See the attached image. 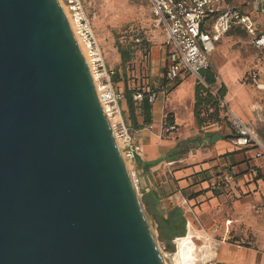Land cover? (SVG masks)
Segmentation results:
<instances>
[{"label":"water","instance_id":"water-1","mask_svg":"<svg viewBox=\"0 0 264 264\" xmlns=\"http://www.w3.org/2000/svg\"><path fill=\"white\" fill-rule=\"evenodd\" d=\"M0 264H165L59 0H0Z\"/></svg>","mask_w":264,"mask_h":264},{"label":"rangeland","instance_id":"rangeland-1","mask_svg":"<svg viewBox=\"0 0 264 264\" xmlns=\"http://www.w3.org/2000/svg\"><path fill=\"white\" fill-rule=\"evenodd\" d=\"M82 1L111 78L116 76L119 80L116 84L112 81L115 91H123L126 86L130 90L150 91L156 95L159 84L150 56L153 48L163 46L164 34L154 21L148 0ZM136 39L139 41L136 42ZM117 44L131 52L127 62H121ZM209 60V68L217 83L218 80L223 81L217 71L225 69V66L238 74V87L247 101L236 115L252 129L257 139L264 142V49H257L250 37L244 34L231 33L218 42ZM255 75L257 78L253 81ZM219 86L213 90L220 89ZM222 110L221 117H226L225 110ZM221 125L230 129L227 117ZM232 149L233 155H238L235 158L237 170L234 171V182L225 183L220 174L212 171L195 184L200 190L197 194L189 187L182 192L185 199L203 195L192 205H183L185 219L190 221L196 264H226L218 258L224 245L246 252H264V158L256 157L258 148L251 145L246 150L250 152L247 155L250 166L239 167L245 151L236 145H232ZM127 167L135 172L132 163H127ZM205 181L208 187L203 188L202 182ZM207 191L212 194L207 196ZM138 196L142 199L140 189ZM145 212L153 224L163 261L165 264H176V238L169 242V246L159 242L154 216Z\"/></svg>","mask_w":264,"mask_h":264},{"label":"crops","instance_id":"crops-1","mask_svg":"<svg viewBox=\"0 0 264 264\" xmlns=\"http://www.w3.org/2000/svg\"><path fill=\"white\" fill-rule=\"evenodd\" d=\"M225 5L238 7L244 13L249 10L245 6V0H227ZM255 20L258 25L264 27V17L257 16ZM231 33L244 34L249 37L239 27L231 29L228 34ZM225 36L222 38L224 39ZM218 42H216L215 48ZM166 49V44L163 42V46L153 48L151 52L150 61L159 84V92L153 103H149L147 100L149 105L147 111L141 109L143 100H135L136 92L133 94L132 100L127 101L124 90L119 91L121 96L119 107L124 122L128 129L132 132L135 131L137 142L142 148L141 156L134 164V174L139 179L142 204L144 208L150 210L152 216L163 215L165 218L172 208L176 207L183 211V205H192L195 200L203 198L202 195L197 198L185 199L182 194L188 187L197 194L200 190L199 186L195 184L198 183V180H203V175L211 174L214 171L222 176L228 169L237 170L235 158L238 156L233 155L234 151L230 140L222 139L223 136L232 134L231 129L222 126L221 123L211 127H198L193 110L195 79L182 76L175 84L165 83L163 68ZM217 73L223 81L219 82L218 80L213 88L218 87L219 84V88L223 86L225 90L223 102L235 112L237 111L236 114L239 113L240 107L245 105L247 97L238 87V74L230 71L226 66L225 69H220ZM129 105L132 106L133 115L129 112ZM168 114L173 117L172 126L175 130L164 133L163 138L159 139L158 135ZM148 117L151 120L150 124L143 125L144 119ZM246 150L247 148H243L245 151L244 160L239 162L241 163L239 167H247V164L250 166V159L247 156L250 152ZM202 184L203 188L208 187L206 181ZM219 190L221 189L219 188ZM205 194L209 196L212 193L207 191ZM185 221L186 236L191 227L190 221L187 219ZM178 239L180 238H176L175 242ZM218 258L226 264H264V252L258 250L246 252L241 249H232L228 245L222 247Z\"/></svg>","mask_w":264,"mask_h":264},{"label":"built area","instance_id":"built-area-1","mask_svg":"<svg viewBox=\"0 0 264 264\" xmlns=\"http://www.w3.org/2000/svg\"><path fill=\"white\" fill-rule=\"evenodd\" d=\"M226 1L148 0L154 21L157 27L162 29L164 44L167 47L163 68V78L167 84H175L182 76L203 82L200 73L209 67V55L215 50L216 42L235 27L242 28L257 49H264V27L258 25L255 20L257 16L264 17V0H245V6L249 9L247 13L238 7L225 5ZM61 2L68 15L72 28L70 25L69 27L76 43L79 42L84 48L83 56L94 82L96 95L113 129L124 162L134 165L141 156L142 148L137 142L135 131L128 129L124 122L119 107L121 96L114 89L112 74L104 62L101 47L85 12L84 3L82 0H61ZM138 41L136 39V42ZM256 78L255 75L253 81H256ZM156 97L155 93L149 91L148 102L153 103ZM134 98L142 100L143 95L137 93ZM220 106L225 110L233 135L230 143L243 148L253 145L258 148L255 156L264 158V142L257 139L252 129L222 100ZM161 128L159 139L163 138L164 133L175 130L172 125ZM129 172L138 192L139 179L134 172ZM222 176V181L228 184L235 180L234 170L231 169Z\"/></svg>","mask_w":264,"mask_h":264},{"label":"trees","instance_id":"trees-1","mask_svg":"<svg viewBox=\"0 0 264 264\" xmlns=\"http://www.w3.org/2000/svg\"><path fill=\"white\" fill-rule=\"evenodd\" d=\"M118 48V53L120 55L121 62H127L131 58V52L128 49H124L120 45H116ZM201 77H203V82H196L194 87V117L198 127H207L209 125H217V123H222L226 120V117H221L222 108L220 106V101L225 96L224 87L214 91L212 88L216 84V76L212 73L210 68L201 71ZM114 84L118 83L119 80L115 77L111 78ZM166 83V82H165ZM140 93L143 95V102L141 104V109L147 111L149 105L147 100L149 97V92L142 93L139 90H130L127 87H124V96H127V101H131L134 93ZM153 93V92H152ZM129 112L133 115L132 106L129 105ZM133 117V116H132ZM133 122V121H132ZM151 122L150 117L145 118L143 125H149ZM168 125H173V117L171 114H168L166 117V122L164 127ZM233 135L223 136L224 140H231ZM199 195H193L190 198H196ZM144 203V202H143ZM146 205V204H145ZM145 210L151 214L150 210L145 208ZM154 219L157 223L158 228V240L161 243L169 244L171 240L175 238L185 237L186 228H185V218L183 211L179 208H172L169 210L167 217L163 215H154ZM169 246V245H168Z\"/></svg>","mask_w":264,"mask_h":264},{"label":"bare ground","instance_id":"bare-ground-1","mask_svg":"<svg viewBox=\"0 0 264 264\" xmlns=\"http://www.w3.org/2000/svg\"><path fill=\"white\" fill-rule=\"evenodd\" d=\"M59 3L61 5V7H62L61 0H59ZM62 9H63L62 10L63 13H65V9L63 7H62ZM66 16H67V19H68V15L67 14H66ZM68 22H69V25L71 27L69 19H68ZM77 44H78V47H80L81 52L83 54L84 53V48L80 45L79 42ZM192 239H193V236H192L191 228H189L188 232H187V235L185 237L176 240L175 244L177 245V251L174 254V261H176V264H196L197 261L194 258V255H195V244H193Z\"/></svg>","mask_w":264,"mask_h":264}]
</instances>
